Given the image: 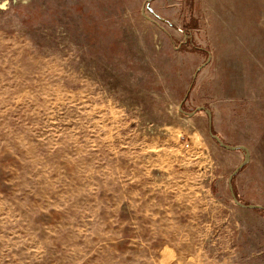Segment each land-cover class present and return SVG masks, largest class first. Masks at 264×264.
Here are the masks:
<instances>
[{
	"label": "rangeland",
	"instance_id": "obj_1",
	"mask_svg": "<svg viewBox=\"0 0 264 264\" xmlns=\"http://www.w3.org/2000/svg\"><path fill=\"white\" fill-rule=\"evenodd\" d=\"M0 264H264V0H0Z\"/></svg>",
	"mask_w": 264,
	"mask_h": 264
},
{
	"label": "water",
	"instance_id": "obj_2",
	"mask_svg": "<svg viewBox=\"0 0 264 264\" xmlns=\"http://www.w3.org/2000/svg\"><path fill=\"white\" fill-rule=\"evenodd\" d=\"M211 126H212V116H210V126H209V130H210V133L212 135L213 138L216 139V141L224 148H227L229 150H237L239 149V147H233V146H229V145H226L224 144L216 135H214L211 131ZM241 149H243L242 147H240ZM233 177V176H232ZM250 208H261L260 206H255V205H252L250 206Z\"/></svg>",
	"mask_w": 264,
	"mask_h": 264
},
{
	"label": "crops",
	"instance_id": "obj_3",
	"mask_svg": "<svg viewBox=\"0 0 264 264\" xmlns=\"http://www.w3.org/2000/svg\"><path fill=\"white\" fill-rule=\"evenodd\" d=\"M233 198H234V201L236 202V199H235V196L233 194ZM241 208H245V209H248L245 205H239ZM250 208V207H249Z\"/></svg>",
	"mask_w": 264,
	"mask_h": 264
},
{
	"label": "trees",
	"instance_id": "obj_4",
	"mask_svg": "<svg viewBox=\"0 0 264 264\" xmlns=\"http://www.w3.org/2000/svg\"><path fill=\"white\" fill-rule=\"evenodd\" d=\"M211 131H212V133L214 134V131H213V128H212V126H211Z\"/></svg>",
	"mask_w": 264,
	"mask_h": 264
}]
</instances>
